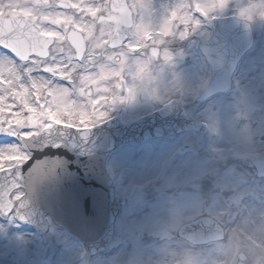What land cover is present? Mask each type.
<instances>
[{
	"label": "rangeland",
	"instance_id": "374dc122",
	"mask_svg": "<svg viewBox=\"0 0 264 264\" xmlns=\"http://www.w3.org/2000/svg\"><path fill=\"white\" fill-rule=\"evenodd\" d=\"M191 1L193 5L196 3L218 5L220 2V0H149L155 24L162 27L163 21L168 19L172 31L175 32V35H169V47H166L170 54L166 64L171 65L169 68L172 69L165 71L163 77L160 72L152 71L151 82H143L141 91L136 90L132 98L127 92L122 100L116 102L117 104L126 106L133 103L132 106L137 108L136 113L147 111L145 108H139L151 101H162L163 98L160 97L164 91L166 93L178 87L182 77L175 71L186 75L198 73L202 86L209 81L210 71L207 73L203 62L194 56L189 58L186 54L188 48L175 47L182 42L194 41L205 34L209 27L208 22L197 15H191V9H180L177 18L171 17L172 11L181 6L190 7ZM245 9L250 11V19L254 20L258 41L240 63L242 69L240 77L228 92L218 93L212 97L210 103L196 102L190 108L189 112L193 119L202 124L200 131L196 134L180 133L170 138L156 137L152 141L123 145L109 154L108 171L116 183V194L124 196L126 203L118 211L114 234L108 247L95 255H88L83 245L76 241L69 231L53 222L51 217L48 230L39 233L35 232L36 230L30 231V226L14 218L12 210L10 213L13 215L8 221H0V264H156L170 251L189 244L179 235L178 230L191 219L203 214L211 215L224 226L227 235L231 226L246 215L264 212V176L257 175L253 163L254 158L264 157V0H225L223 7H214L206 16L210 18L213 15L236 14L248 18L241 16ZM16 11L22 9L17 8ZM185 12L199 23L189 24L186 34L180 36L179 32L185 29V25L180 23L179 16ZM52 27L59 30L57 26ZM160 27L154 29L160 30ZM95 33L93 30V36L99 39ZM109 55L111 54L108 53ZM5 57L15 64L23 63L14 54L0 47V58ZM96 60L99 62L93 61L95 66L89 65L87 71L83 67L76 68L82 71L81 78L87 75L97 76L96 83L88 82L84 86L95 87L94 95L91 97L94 101L101 97V93L96 91L98 86L101 89L108 88L107 93L111 94L115 85L111 81L108 85V80L98 78L101 65H104L100 62L104 59L97 57ZM143 60L136 57L132 65L135 66ZM73 63L81 65L85 61L74 60ZM107 66H112V62ZM71 67L72 65L69 70ZM131 73L136 77L134 70ZM8 75L7 68H0V79H6ZM32 75L51 79L52 85L70 89L60 82V78L54 80L51 73L40 71L33 72ZM23 79L22 76V81ZM185 83L188 84L187 79ZM40 95L39 104L47 108L46 100H51L52 97L47 94V90H42ZM77 95L81 96L79 105L87 112L86 97L80 92L71 93L69 90L66 100L75 112L71 117L66 116L62 119L71 118L77 124H81L79 119H76L79 118L78 112L81 110L77 107ZM241 96L244 99L240 98ZM0 103L12 105L10 109L0 113L4 119H12L15 113L25 117L30 115L12 96ZM99 103L102 104V100ZM95 108L106 111V115L110 113L107 109L103 110L104 107L101 105ZM238 115L246 119L239 124L238 127L241 128L231 125L232 119L238 121L235 119ZM45 123L50 121L46 120ZM43 129L21 128L20 131L32 130L38 133ZM10 135L14 138L0 141V150L18 146L30 156L16 134ZM6 166H9L8 162H5ZM23 193L24 188H17L12 192L11 198L18 201L16 197H21ZM177 208L181 210L179 218L174 215ZM37 233L40 238L35 241L34 236ZM224 242L225 238L206 244L189 245L194 250L212 253L222 247Z\"/></svg>",
	"mask_w": 264,
	"mask_h": 264
},
{
	"label": "snow or ice",
	"instance_id": "6c2138e0",
	"mask_svg": "<svg viewBox=\"0 0 264 264\" xmlns=\"http://www.w3.org/2000/svg\"><path fill=\"white\" fill-rule=\"evenodd\" d=\"M224 3L225 0H220L218 5L196 3L194 7L195 10L208 15L209 10L217 6L223 7ZM58 7L69 11H57ZM127 7L124 4L85 3L84 0H78V2L60 0L59 4L56 0H23V3H17L15 0H10L8 3L0 2V45L10 49L23 62L15 64L11 59L0 58V68H7L9 72L6 79H0V102L12 96L15 101H19L22 109H26L30 113L26 117L15 113L12 119H4L0 116V132L8 131L12 134H19L28 142L26 138L31 137V141L34 140L35 133L32 130L21 132V128H51L53 125L61 124L65 128L76 127V121L73 119H62L66 116L71 117L75 112V109L71 108L66 100L69 89L52 85L51 79H45L39 75L34 77L32 73L43 71L44 73H51L52 77L59 75L64 79L72 80L71 73L75 72L78 66L87 71L89 65L95 66L93 61L99 62L96 60L97 56L103 57L104 54L102 52L97 53L96 49L102 46L101 41L105 35L109 36L113 46L125 34L143 46L144 37L150 35L149 28L160 27V24L157 25L153 21V14L150 12L148 4L132 5V7L140 9L139 22H136ZM17 8L22 9V11L17 12ZM180 9L188 10L191 8L177 7L176 10L171 12V17L177 18V12ZM104 10L108 11L106 17L96 15L97 12ZM88 15L93 19L85 22L84 17ZM241 16H248L250 19V11L247 9L242 11ZM179 19L180 23L185 25V29L179 32L180 36L186 34L189 24L199 23V21H194L187 12L179 16ZM97 20L103 25L100 29L99 39L93 36ZM45 22H48V24H45ZM113 25H115L114 29ZM52 26H58L62 31L56 30ZM167 35H175V32L172 31L169 20L165 19L163 26L160 27V35L156 37L153 43H164L162 37ZM86 40L92 42L91 50L87 56L84 48ZM66 41H70V44H66ZM107 42L104 41V43ZM73 47L75 52H73ZM128 49L134 52V44L129 43ZM156 54V49L153 48L152 57H148L133 66L130 60L125 59L129 55L128 51L121 50L115 57L113 55L107 57L108 61H114L118 67L101 65L98 78L106 81L112 76L122 77L125 73L128 75L130 71L134 70L140 81L151 82L152 68L150 69L149 65ZM75 58L85 61V63L77 65L73 63ZM169 58V52L165 51L164 60ZM69 65H72L70 70ZM22 76L24 77L23 81ZM96 81V75H87L81 78L80 85L73 82V90L79 87L80 94L89 95L88 103L93 105L91 110L87 112L83 110V106H77L81 108L78 112L79 122L84 125L90 123L94 126L106 116V111L97 110L95 108L96 101L91 99L90 94L85 93L84 86L88 82L96 83ZM50 85L52 87L49 89ZM30 89L33 91H30ZM124 89H127V92L131 95L133 89L124 84L123 79H120L114 85L111 97L104 96V93L109 92L108 88L101 89L98 86L96 91L101 93L107 107L123 99ZM42 90H47V94L52 97L51 100H46L47 108L43 104H39ZM33 96L34 99H32ZM33 105H38V107ZM11 107L12 105L0 103V113ZM46 120L50 123H45ZM28 160L29 156L26 151L18 146L0 150V171H10L12 167H15L16 171L12 174L15 175L17 170L20 169L19 166ZM5 162H8V169H5ZM16 200H20V196H17ZM7 202L9 210L12 212V202ZM17 208H23V201H20Z\"/></svg>",
	"mask_w": 264,
	"mask_h": 264
},
{
	"label": "water",
	"instance_id": "95a60500",
	"mask_svg": "<svg viewBox=\"0 0 264 264\" xmlns=\"http://www.w3.org/2000/svg\"><path fill=\"white\" fill-rule=\"evenodd\" d=\"M233 41H217V48L211 41L202 44L203 50L214 66V79L205 94L230 85V77L237 58L250 41H238L235 33ZM168 114L160 110L133 124L107 122L92 129L56 127L34 137L26 138L33 156L20 169L15 167L4 171L3 182H10V190L18 185L27 189L23 205L18 210L22 218L45 228V214L50 212L55 220L69 227L87 245L90 252L103 248L109 240L115 214L122 204L113 194L114 185L104 168L105 158L117 144L142 139L158 134L187 128L191 120ZM51 134L52 137H46ZM7 131L0 132V138ZM61 137L65 143L52 147V141ZM25 201V202H24ZM198 223V222H196ZM187 224L197 227L201 239L214 232L211 224ZM195 224V225H194Z\"/></svg>",
	"mask_w": 264,
	"mask_h": 264
},
{
	"label": "clouds",
	"instance_id": "9594fccd",
	"mask_svg": "<svg viewBox=\"0 0 264 264\" xmlns=\"http://www.w3.org/2000/svg\"><path fill=\"white\" fill-rule=\"evenodd\" d=\"M174 215L179 218L181 210L175 209ZM156 264H264V212L246 215L232 225L223 246L212 253L185 244Z\"/></svg>",
	"mask_w": 264,
	"mask_h": 264
},
{
	"label": "flooded vegetation",
	"instance_id": "af4514ba",
	"mask_svg": "<svg viewBox=\"0 0 264 264\" xmlns=\"http://www.w3.org/2000/svg\"><path fill=\"white\" fill-rule=\"evenodd\" d=\"M57 4L60 3V0H56ZM72 2H78V0H72ZM85 3H100V4H104V3H107L109 4V1L108 0H84ZM20 3H23V0H21ZM134 4H143V3H138V2H135ZM134 13H133V17L136 19V22H139V13H140V9L139 8H134ZM57 11H60V12H67L69 10L67 9H64L62 7H58L57 8ZM102 13L104 14H107L108 11L107 10H104V11H101ZM92 17L91 16H85L84 17V21L87 22V21H91ZM97 24L99 26V29H101V27H103V25H101V23L99 21H97ZM114 26L113 25V29H114ZM149 33L150 35L149 36H145L144 37V41H143V46L139 43H137L136 41H133L131 39L130 36L127 35V38L126 40L124 41V43L118 47L115 48L116 50V53L118 54L121 50H127L129 55L125 57V59H128L130 60L132 58V61H133V58L137 55L141 56L143 55L144 57H152V50L153 48L156 46L158 48V53L156 54L155 57L152 58L153 61H158V62H162L164 60V53L165 51L168 52V49L166 47H169L168 45V42H169V37H165L163 36L162 39L164 41V43H153V41L156 39L157 36L160 35V30L159 29H154V28H149ZM106 38L109 39V36L105 35L103 37V40L101 42H104L106 41ZM88 44L89 42L91 41H87ZM66 43H70V41H66ZM129 43H133L134 46H135V51L133 52L131 49H128V45ZM156 49V48H155ZM115 54V56L117 55ZM115 66L118 67V65L115 63ZM160 68V70H163L166 66H164L163 64H160L158 66ZM72 80L73 82L76 83V85H80V81H79V72H72ZM113 78H115V76H112ZM118 79H123V80H129L131 81L129 83V85L132 87L133 90H140L142 89V87L144 86L143 85V82L139 80V78L136 76H132V75H127L126 73L122 75V77H117ZM133 79H136V80H133ZM79 87H77L76 89H78ZM157 104H160L159 101H153V102H150L149 105L150 107H153L154 105H157Z\"/></svg>",
	"mask_w": 264,
	"mask_h": 264
}]
</instances>
